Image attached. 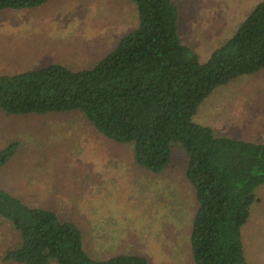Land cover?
I'll return each mask as SVG.
<instances>
[{
    "label": "rangeland",
    "instance_id": "1",
    "mask_svg": "<svg viewBox=\"0 0 264 264\" xmlns=\"http://www.w3.org/2000/svg\"><path fill=\"white\" fill-rule=\"evenodd\" d=\"M182 40L203 59L229 38L260 0H173ZM139 24L131 0H49L0 11V74L51 63L78 70L114 50ZM194 121L218 135L264 142V70L217 87ZM18 143L0 168V185L24 202L74 221L94 257L139 253L149 264H195L190 250L196 197L186 156L152 173L136 164L133 146L98 132L80 112L7 115L0 110V149ZM242 227L248 264H264V185ZM18 233L0 218V264Z\"/></svg>",
    "mask_w": 264,
    "mask_h": 264
},
{
    "label": "trees",
    "instance_id": "2",
    "mask_svg": "<svg viewBox=\"0 0 264 264\" xmlns=\"http://www.w3.org/2000/svg\"><path fill=\"white\" fill-rule=\"evenodd\" d=\"M138 26L94 65H49L0 74V110L7 115L80 112L102 135L132 145L137 165L163 173L181 149L196 209L190 250L195 264H248L242 239L256 191L264 185V142L218 135L194 121L219 86L264 70V0L210 55L181 37L173 0H131ZM49 0H0V11ZM0 149V168L18 151ZM0 218L18 233L3 260L16 264H149L139 253L94 257L82 229L48 207H35L0 185Z\"/></svg>",
    "mask_w": 264,
    "mask_h": 264
}]
</instances>
